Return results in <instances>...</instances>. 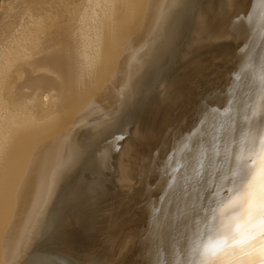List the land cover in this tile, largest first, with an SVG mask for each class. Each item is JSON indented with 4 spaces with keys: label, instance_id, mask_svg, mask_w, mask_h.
Segmentation results:
<instances>
[{
    "label": "bare ground",
    "instance_id": "bare-ground-1",
    "mask_svg": "<svg viewBox=\"0 0 264 264\" xmlns=\"http://www.w3.org/2000/svg\"><path fill=\"white\" fill-rule=\"evenodd\" d=\"M196 2L33 0L0 32V264H69L40 247L80 264H264V0L196 9L118 158L95 147L131 121ZM35 52L70 90L53 128L47 91L12 94ZM91 169L111 171L118 191L86 248L55 214L88 191Z\"/></svg>",
    "mask_w": 264,
    "mask_h": 264
},
{
    "label": "rangeland",
    "instance_id": "rangeland-1",
    "mask_svg": "<svg viewBox=\"0 0 264 264\" xmlns=\"http://www.w3.org/2000/svg\"><path fill=\"white\" fill-rule=\"evenodd\" d=\"M207 1L209 0H197L196 4L193 6L194 8L190 14V17H188L187 22H185V25L181 28V32H179V36L177 37L176 43L169 56L160 62L155 73L140 90L136 106L132 111L133 117L131 121H127L126 123L122 124L112 135L106 137L104 140L99 141L95 147L110 146L111 154H114V158H118L116 153L121 149L122 144L131 140L129 129L132 121L136 120L141 113L148 109L152 101L160 92L162 86L167 80L168 75L172 71L174 64L177 62L180 54L183 51L192 22L196 15V9L198 10L203 7ZM32 2L33 0H0V32L3 30V28H5V26L8 25V23L9 25L13 24L12 22L21 19L26 14V12H29ZM70 48H73L72 50L74 52H72ZM68 50L69 51L67 54H70L71 56H65H67V59L72 63H70L71 65H75L74 67H78L79 69L81 57L79 56L77 49L75 50L74 47H69ZM55 54L52 56L53 59L57 57ZM61 54L64 55V52ZM75 54L77 55V58ZM71 57L73 60L70 59ZM74 59L78 61L76 62ZM47 60H49V57L46 55L41 53L39 54L37 52L33 53L29 58L28 64H26L27 66L24 68L26 69V73H22L21 77L16 82H14L15 85L13 84L14 88L12 87V94L13 96L15 95V98L19 100L23 99L24 101V98H27L32 93L40 95L42 92L47 91L48 95L46 98H44V108L49 109V105L51 104L52 106L54 103L55 105L53 106H56L52 111H49L50 116L53 118L51 119L52 122L50 128H53L58 125L59 119L64 114V111L67 107L66 104L69 105L68 101L70 102L71 100L69 99L70 90L67 87L65 80L54 72L42 71L44 70L42 65L45 64ZM35 63L43 64L35 67ZM39 67H41L42 70ZM39 69L40 71H38ZM44 82L46 85L43 84ZM67 89L69 91H67ZM87 107L83 108L81 111L82 114L87 112ZM80 113L78 114V117L82 115ZM99 170L100 169H98V171ZM98 171L93 169L89 171L84 170V173H87L89 176V181L91 184L90 188L85 193L79 194L77 197L73 198L71 202H68L55 214V219L58 223H64L70 220L75 221L77 228L74 229L80 232V236L74 238L73 240L77 245L82 242L86 248H90L91 246V230L98 227L99 224L102 228H106L108 226V217L112 213V202L114 201L115 195L118 191V188L113 181L111 171L102 172L100 170L99 172L102 173H99ZM262 242H264V239L261 240V243ZM49 251L50 250H47L46 248L43 249V247H40L37 252L43 256L46 254H55L67 260L69 264H80L74 260L66 258L57 247L51 249L52 252Z\"/></svg>",
    "mask_w": 264,
    "mask_h": 264
}]
</instances>
